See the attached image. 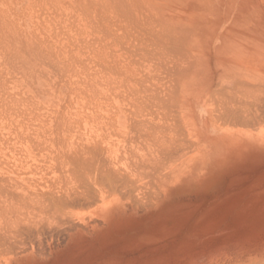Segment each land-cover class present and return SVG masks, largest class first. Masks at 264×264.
<instances>
[{"label": "rangeland", "instance_id": "1", "mask_svg": "<svg viewBox=\"0 0 264 264\" xmlns=\"http://www.w3.org/2000/svg\"><path fill=\"white\" fill-rule=\"evenodd\" d=\"M145 1L0 0V208L26 184L72 200L55 222L1 208L0 264H264V104L219 116L264 87V0Z\"/></svg>", "mask_w": 264, "mask_h": 264}, {"label": "bare ground", "instance_id": "2", "mask_svg": "<svg viewBox=\"0 0 264 264\" xmlns=\"http://www.w3.org/2000/svg\"><path fill=\"white\" fill-rule=\"evenodd\" d=\"M144 1H145V0H144ZM151 1H153V0H151ZM154 1H155V0H154ZM154 1H153V2H154ZM160 1H161V0H160ZM175 1H176V0H174L173 2H175ZM180 1H181V0H179V2H180ZM203 1H204V0H203ZM203 1H202V2H203ZM126 2H127V1H126ZM145 2H146V1H145ZM147 2L152 4V2H149L148 0H147ZM164 2H165V1H164ZM179 2L177 3L176 6H178V4H180ZM184 2H185V1H184ZM184 2H183V3H184ZM231 2H232V1H231ZM120 4H121V3H120ZM120 4H119V5H120ZM151 4H149V5H151ZM172 4L174 5V3H172ZM181 4H182V1H181ZM123 5H124L123 8H124L125 6H128L127 4H126V5L123 4ZM143 5H145V3H144ZM153 5H155V8H156V6H159V5H161V4H160V2H159V5H158V1H157V3L155 2V4H153ZM230 5H231V4H230ZM120 6H122V5H120ZM129 6H130V5H129ZM147 6H148V4H147ZM151 6H152V5H151ZM180 6H182V5H180ZM180 6H179V7H180ZM183 6L185 7V5H183ZM232 6H233V5H232ZM148 7H149V6H148ZM152 7H153V6H152ZM152 7H151V8H152ZM159 7H160V6H159ZM159 7H157L156 9H158ZM141 8H142V7H141V5H140V10H143L142 12H145V10H146V11H148V12L150 11V13H152V12H151L152 10H149V9H151V8H149L148 10L145 9V7H144L143 9H141ZM160 8H161V10H163L162 7H160ZM171 8H172V7H171ZM171 8H170V9H171ZM185 8H186V7H185ZM106 9H107V8H106ZM130 9H131V8H130ZM156 9L153 8L154 11H155ZM172 9H173V8H172ZM204 9H205V8H204ZM242 9H243V8H242ZM135 10H136L137 12L139 11V9H138V10L135 9ZM161 10H160V11L156 10V12L158 11V12L160 13V12H162ZM176 10H177V8H176ZM179 11H180V10H179ZM208 11H209V10H208ZM226 11H227V10H226ZM112 12H113V10H112ZM148 12H147V13H148ZM172 12H174V11L172 10ZM172 12H171V13H172ZM238 12H239V11H238ZM138 13H141V11L138 12ZM138 13H137V16H138ZM150 13H149V14H150ZM159 13H158V14H159ZM162 13H163V12H162ZM183 13H184V12H183ZM183 13H181V11H180L179 13H175V14H181V15H182ZM185 13H187V12H185ZM213 13H214V12H213ZM215 13H216V12H215ZM241 13H242V11H241ZM241 13H239V14H241ZM149 14H147L146 16H148ZM154 14H155V12H154ZM158 14H157V15H158ZM134 15H135V14H134ZM141 15H142V13H141ZM214 15H215V14H214ZM223 15H224V13H223ZM225 15H226V13H225ZM241 15H244V13L241 14ZM88 16H89V15H88ZM151 16H152V15H151ZM155 16H156V14H155ZM158 16H159V15H158ZM160 16H162L161 13H160ZM160 16H159V17H160ZM186 16H187V15H186ZM218 16H220V15H218ZM89 17H90V16H89ZM138 17H139V16H138ZM138 17H137V18H138ZM143 17L145 18V19H144V22H145L146 17L143 16V15H142V18H140L139 20L143 19ZM159 17H156V18H159ZM175 17H176V16H175ZM242 17H243V16H242ZM95 18H96V17H95ZM135 18H136V16L134 17V19H135ZM147 18H148V17H147ZM149 18H150V16H149ZM149 18H148V19H149ZM156 18H155V19H156ZM162 18L164 19L165 16L162 17ZM170 18H171V15H170ZM177 18H178V17H177ZM177 18L175 19V21L177 20ZM224 18H225V16H224ZM228 18H229V17H228ZM236 18H237V17H236ZM238 18H239V17H238ZM88 19H89V18H88ZM93 19H94V18H93ZM97 19L99 20L98 17H97ZM151 19H152V18H151ZM151 19H150V21H151ZM160 19H161V18H160ZM160 19H158V20H160ZM166 19H167V17H166ZM166 19H165V20H166ZM180 19H181V18H180ZM234 19H235V18H234ZM243 19H244V18H243ZM98 20H97V21H98ZM152 20H154V19H152ZM167 20H168V19H167ZM178 20H179V19H178ZM240 20H241V19L239 18V21H240ZM89 21H90V20H89ZM94 21H95V20H94ZM97 21H96V22H97ZM99 21H100V20H99ZM141 21H142V20H141ZM141 21H140V22H141ZM155 21H157V20H155ZM171 21H172V20H171ZM186 21H187V20H186ZM233 21H234V20H233ZM236 21H237V20H236ZM90 22H92V21H90ZM100 22H101V21H100ZM134 22H136V20H135ZM144 22H143V23H144ZM147 22H148V21H147ZM147 22H146V23H147ZM176 22L179 23L180 21H176ZM183 22H184V20H183ZM187 22H188V21H187ZM216 22H217V21H216ZM234 22H235V21H234ZM241 22H242V20H241ZM243 22L245 23V20H244ZM243 22H242V23H243ZM2 23H3V22H2ZM146 23H144V24L147 26L148 23H147V24H146ZM152 23L155 24L154 21H153ZM152 23H151V25H152ZM166 23L168 24L167 21H166ZM169 23H171V22H169ZM172 23H173V22H172ZM180 23H181V22H180ZM180 23H179V24H180ZM185 23H186V22H185ZM189 23H190V22H189ZM205 23H206V22H205ZM218 23H220V22H218ZM232 23H233V22H232ZM238 23H240V22H238ZM242 23H240V24H242ZM244 23H243V25H241V26H240V24L238 25V26H240V27H239L240 30H241V29L243 30V27L248 25V24L245 25L246 23H245V24H244ZM136 24H138V23H136ZM139 24H141V23H139ZM149 24H150V22H149ZM149 24H148V25H149ZM161 24H162V23H161ZM167 24H166V26H168V27L170 28L171 26H169V24H168V25H167ZM182 24H183V23H182ZM187 24H188V23H187ZM201 24H203V23H201ZM209 24H210V23H209ZM215 24H216V23H215ZM93 25H94V24H93ZM96 25H97V24H96ZM96 25H95V26H96ZM164 25H165V24H164ZM188 25H189V24H188ZM190 25H191V23H190ZM211 25H212V24H211ZM216 25H217V24H216ZM230 25H231V24H230ZM236 25H237V24H236ZM1 26H2V24H1ZM99 26H101V25H99ZM99 26H98V27H99ZM152 26L155 27L154 25H152ZM152 26H151V27H152ZM156 26H158V28H159L160 25L157 24ZM161 26H163V25H161ZM172 26H173V25H172ZM181 26H182V25H181ZM202 26H203V25H202ZM212 26H214V25H212ZM212 26H211V28H213ZM232 26H233V24H232ZM242 26H243V27H242ZM249 26H250V25H249ZM256 26H257V25H256ZM259 26H260V25H259ZM168 27H167V28H168ZM241 27H242V28H241ZM252 27H254V26H252ZM257 27H258V26H257ZM1 28H3V26H2ZM145 28H146V27H145ZM156 28H157V27H156ZM156 28H155V29H156ZM158 28H157V31L160 29V28H159V29H158ZM169 28H168V29H169ZM171 28H172V27H171ZM171 28H170V29H171ZM192 28H193V27H192ZM209 28H210V25H209ZM245 28L247 29V27H245ZM245 28H244V29H245ZM153 29H154V28H153ZM207 29H208V27H207ZM214 29H215V27H214ZM220 29H221V28H220ZM236 29H237V28H236ZM246 29H245V30H246ZM260 29H261V26H260ZM209 30H210V29H209ZM209 30H208V31H209ZM216 30H217V29H216ZM249 30H250V29H249ZM249 30H248V31H249ZM5 31H6V30H5ZM153 31H154V30H153ZM157 31H155V32L157 33ZM193 31H194V30H193ZM212 31H213V29H212ZM212 31H211V32H212ZM233 31H234V30H233ZM263 31H264V30H263ZM159 32H160V31H159ZM168 32H169V30H168ZM171 32H172V31H171ZM211 32H210V33H211ZM225 32H226V31H225ZM228 32H229V31H228ZM240 32H241V31H240ZM173 33H174V31H173ZM193 33H194V32H193ZM205 33H206V32H205ZM238 33H239V32H238ZM249 33H250V32H249ZM258 33H259V32H258ZM5 34H6V33H5ZM17 34H18V33H17ZM158 34H159V33H158ZM160 34H161V32H160ZM168 34L170 35V33H168ZM171 34H172V33H171ZM200 34H201V33H200ZM240 34H242V33H240ZM2 35H3V34H2ZM155 35H156V34H155ZM165 35H166V34H165ZM190 35H191V33H190ZM193 35H194V34H193ZM205 35H206V37H207V34H205ZM212 35H213V32H212ZM225 35H226V34H225ZM234 35H236V34H234ZM242 35H243V34H242ZM255 35H257V34H255ZM167 36H168V35H167ZM170 36H171V35H170ZM172 36H173V35H172ZM209 36H210V35H209ZM221 36H222V35H221ZM231 36H232V34H231ZM247 36H248V35H247ZM249 36H250V35H249ZM3 37H4V36H3ZM9 37H11V36H9ZM174 37H175V36H174ZM225 37H226V39H228L227 35H226ZM225 37H223V38H225ZM232 37H233V36H232ZM234 37H236V36H234ZM164 38H165V37H164ZM175 38H176V37H175ZM187 38H188V37H187ZM230 38H231V37H230ZM230 38H229V40H230ZM5 39H6V37H5ZM5 39H4V40H5ZM8 39H9V38H8ZM153 39H154V38H153ZM194 39H195V37H194ZM194 39H193V40H194ZM241 39H242V38H241ZM252 39H253V38H252ZM254 39H255V38H254ZM6 40H7V39H6ZM6 40H5V41H6ZM10 40H11V38H10ZM196 40H198V39H196ZM229 40H228V41H229ZM232 40H234V38H233ZM5 41H4V42H5ZM7 41H8V40H7ZM155 41H156V39H155ZM187 41H188V40H187ZM256 41H257V39H256ZM256 41H255V43H256ZM9 42H10V41H9ZM190 42L193 43V41H190ZM195 42H196V41H195ZM195 42H194V44L197 45V44H196L197 42H196V43H195ZM221 42H222V41H221ZM223 42H224L223 44L226 43L225 39H224ZM230 42H231V41H230ZM232 42H233V41H232ZM5 43H6V42H5ZM24 43H25V42H24ZM187 43H188V42H187ZM204 43H205V42H204ZM212 43H213V42H212ZM255 43H254V44H255ZM258 43H259V42H258ZM258 43H256V45H257ZM3 44H4V43H3ZM8 44H9V43H8ZM10 44L12 45L11 42H10ZM198 44H199V42H198ZM226 44H228V42H227ZM200 45H201V44H200ZM213 45H214V44H213ZM221 45H222V44H221ZM228 45H229V44H228ZM228 45H226V47H228ZM230 45H231V44H230ZM230 45H229V46H230ZM232 45H233V44H232ZM232 45H231V46H232ZM240 45H241V44H240ZM262 45H263V43H262ZM1 46H3V45H1ZM5 46H7V45H5ZM193 46H194V45H193ZM193 46H192V47H193ZM234 46H235V45H234ZM241 46H242V45H241ZM241 46H240V47H241ZM30 47H31V46H30ZM187 47H188V46H187ZM189 47H191V46H189ZM195 47H196V46H195ZM205 47H206V45H205ZM207 47H208V46H207ZM210 47H212V46H210ZM222 47H223V46H222ZM235 47H236V46H235ZM235 47H234V50H235ZM258 47H259V44H258ZM11 48H12V47H11ZM230 48H231V47H230ZM230 48H229V49H230ZM263 48H264V47H263ZM4 49H5V48H4ZM7 49H8V48H7ZM15 49H16V48H15ZM27 49H28V47H27ZM29 49H30V48H29ZM209 49H210V48H209ZM237 49H238V47H237ZM239 49H241V48H239ZM18 50H20V49L18 48ZM186 50H187V49H186ZM196 50H197V48H196ZM214 50H216L215 53L217 54V49L214 48ZM219 50H220V49H219ZM230 50H231V49H230ZM232 50H233V49H232ZM234 50H233V51H234ZM9 51H10V49H9ZM9 51H8V52H9ZM208 51H209V50H208ZM223 51H224V50H223ZM223 51H222V52H223ZM225 51H226V50H225ZM227 51H229V50H227ZM194 52H195V51H194ZM206 52H207V51H206ZM210 52H211V51H210ZM238 52H239V50H238ZM255 52H256L255 54L259 53V51L257 52V50H255ZM140 53H141V52H140ZM187 53H188V52H187ZM192 53H193V51H192ZM219 53H220V52H219ZM223 53H224V52H223ZM228 53H229V52H228ZM230 53H231V51H230ZM240 53L242 54L241 51H240ZM6 54L8 55L7 51H6ZM233 54L235 55V53H233ZM233 54H232V56H233ZM259 54H260V53H259ZM217 55H218V54H217ZM244 55H245V54H244ZM247 55H248V54H247ZM251 55H252V54H251ZM187 56H188V55H187ZM192 56H193V55H192ZM195 56H196V55H195ZM213 56H214V55H213ZM237 56H238V55H237ZM239 56H240V54H239ZM239 56H238V57H239ZM245 56H246V55H245ZM257 56H258V54H257ZM261 56H262V54H261ZM261 56H259V58L264 59V58H263L264 56H263V57H261ZM235 57H236V56H235ZM30 58H31V56H30ZM180 58H182V57H180ZM180 58H179V59H180ZM184 58H185V57H184ZM236 58H237V57H236ZM10 59H11V58H10ZM10 59H9V61H10ZM13 59H14V58H13ZM41 59H42V58H41ZM201 59H202V58H201ZM204 59H205V58H204ZM210 59H211V58H210ZM212 59H213V58H212ZM184 60H186V59H184ZM214 60H215V59H214ZM218 60H219V59H218ZM188 61H189V60H188ZM211 61H212V60H211ZM216 61H217V60H216ZM172 62H173V61H172ZM196 62H197V61H196ZM254 62H255V61H254ZM163 63H164V62H163ZM217 63H218V62H217ZM217 63H216V64H217ZM51 64H53V63H51ZM161 64H162V63H161ZM187 64H188V63H187ZM214 64H215V63H214ZM216 64H215V67L218 66V65H216ZM219 65H220V60H219ZM230 65H231V63H230L228 66H230ZM251 65H252V64H251ZM156 66H157V65H156ZM211 66H212V65H211ZM213 66H214V65H213ZM224 66H225V65H224ZM233 66H234V65H233ZM241 66H242V65H241ZM253 66H254V65H253ZM255 66H256V65H255ZM225 67H226V66H225ZM230 67H231V66H230ZM242 67H243V66H242ZM165 68H166V67H165ZM201 68H202V67H201ZM208 68H209V67H208ZM234 68H235V69H234ZM243 68H244V67H243ZM249 68H251V67H249ZM61 69H62V68H61ZM224 69H225V68H224ZM224 69H223L222 71H224ZM232 69H234V72H235L236 67L234 66V67H232ZM237 69H238V71H239V68H237ZM245 69H246V68H245ZM245 69H244V70H245ZM174 70H176V69L174 68ZM216 70H217V69H216ZM226 70H227V71H226ZM229 70H230V69H229ZM229 70H228V68L225 69V72H226L225 75L227 74V72H228ZM248 70H249V69H248ZM250 70H252V69H250ZM255 70H256V69H255ZM210 71H211V70H210ZM222 71H220V72H219L220 75H217V76H219L220 79H221V77H222V79L225 80V81H224V80H222V81L220 80V81L223 83V86L226 87V84L224 85V83H226V81H227L228 86H229V82H228V81L232 82V79L229 80L228 78H226L228 74H227L226 76H224V77L221 76V74H223V73H221ZM230 71H231L232 73L229 72L231 75L229 74L228 76H229V77L233 76V77H231V78L234 79V78H235V73H234V75H232V74H233V71H232V70H230ZM236 71H237V70H236ZM246 71H247V69H246ZM252 71H254V70H252ZM257 71H259V70L257 69ZM204 72L207 73L206 71H204ZM212 72H213V71H212ZM249 73H250V72H249ZM252 73H258V72L255 71V72H252ZM165 74H166V73H165ZM211 74H212V73H211ZM237 74H238V72H237ZM259 74H260V73H259ZM259 74H257V75L260 77ZM177 75H178V74H177ZM205 75H206V74H205ZM213 75H214V74H213ZM213 75H212V76H213ZM223 75H224V74H223ZM239 75H240V76H239ZM239 75H237V78L239 77V80H237V78H236L235 82L233 81V82H234V85H235V86H233L234 88L230 87L231 84H230V86H229V87L232 89V90H231L232 92H233L234 89H235L236 91H238L239 88H242V87L245 88V86L240 87V85H244V84H241V82H242V80H240V77H241V75H242L241 72H240ZM255 75H256V74H255ZM157 76H158V75H157ZM164 76H165V75H164ZM164 76H163V77H164ZM242 76H243V75H242ZM250 76H251V74H250ZM32 77H33V76H32ZM210 77H211V76H210ZM210 77H208V78L211 79V81L213 82V78H212V77L210 78ZM255 77H256V76H255ZM255 77H253V78H255ZM259 77H258V78H259ZM261 77H262V76H261ZM225 78H226V79H225ZM263 78H264V76H263ZM256 79H257V78H256ZM196 80H197V79H196ZM207 80H208V79H207ZM218 80H219V78H218ZM251 80H253V79H251ZM251 80H250V81H251ZM257 80L260 81L259 79H257ZM261 80H263V79H261ZM33 81H34V80H33ZM80 81H81V80H80ZM215 81H216V80H215ZM236 81H237V82H236ZM238 81H239V82L241 81L239 86H237V85L239 84ZM254 81H255V80H254ZM233 82H232V83H233ZM243 82H244V80H243ZM243 82H242V83H243ZM256 82H257V81H256ZM256 82H254V83H256ZM262 82H264V81H261V83H262ZM205 83H206V82H205ZM222 83H220V84H222ZM235 83H237V84H235ZM251 83H252V82H251ZM257 83H259V82H257ZM80 84H81V83H80ZM179 84H180V83H179ZM210 84H211V83H210ZM210 84L207 83L206 85H207V86H210ZM246 84H247V83H246ZM246 84H245V85H246ZM170 85H171V84H170ZM173 85H174V84H173ZM204 85H205V84H204ZM204 85H203V86H204ZM247 85H248V84H247ZM250 85H251V84H249V86H250ZM252 85H253V84H252ZM254 85H255V84H254ZM254 85H253L252 87L256 88V87H257V86H256L257 84L255 85L256 87H255ZM261 85L264 86V83H262ZM219 86H222V85H219ZM223 86H222V87H223ZM249 86H248V87H249ZM199 87H200V86H199ZM229 87H227V88H229ZM235 87H239V88H235ZM258 87H260V86L258 85ZM206 88H207V87H206ZM206 88H204V89H202V90H205ZM246 88H247V87H246ZM246 88L244 89V91H243V88H242L241 90L238 91V94H237L238 97L241 96L242 99H243V97L245 98L244 102H242V101H240V100L237 99L238 102H232V103H230V104H228V99H226V100H224V101H220V100L222 99V97H221V96H220L221 98L218 97V93H219V92H218V91L214 92L215 90L213 91L214 94H215V95H214V94H213V95L216 96V99H217V97L220 98V100H218V101H220V104H221V102L224 103V104L221 105V106H224V107H222L223 109L220 107V108L223 110V112H221V109H220V112H221V115H219L220 117L222 116L224 119H227V118H228V120L231 119V117L234 118V119H237V118H238V119L241 120L240 122H242V120H247V119L249 120V118H253L254 120L257 118V117L254 118V117L251 116L250 109H252L253 106L257 105V104L260 103V102L264 104V97L261 96V95H262V92H261V94H260V92H259V90H260V91H261V90L263 91V90H264V87L261 86L260 89H259V88H256V89L253 88L254 90L252 89V91H251V87H249V88H250V92H249V90H248L249 88H248V89H246ZM170 89H171V88H170ZM257 89H259V90H257ZM36 90H37V89H36ZM55 90H56V89H55ZM202 90H201V91H202ZM207 90H208V88H207ZM218 90H219V89H218ZM247 90H248V91H247ZM256 90H257V91H256ZM42 91H43V90H42ZM201 91H200V92H201ZM240 91H241V92H240ZM254 91H256L257 93L259 92V93L257 94V93L254 92ZM44 92H45V90H44ZM206 92H207V91H206ZM213 92H212V93H213ZM227 92H228V91H227ZM232 92H231V93H232ZM242 92L244 93V96H242V95H243ZM246 92L249 93L250 95H252V96H250L251 98L254 96V98H255L256 100H255L254 98H252L251 100L254 99L255 102H253L254 100H253V101L250 100V102H249L248 100L246 101V98H247V99H248V98L250 99V97H248L249 94H247ZM212 93H211V94H212ZM245 93H246L247 95H245ZM253 93H255V94H253ZM263 93H264V91H263ZM156 94H157V93H156ZM201 94H202V93H201ZM203 94H204V93H203ZM207 94H208V93H207ZM234 94H236V93L234 92ZM239 94H240V95H239ZM241 94H242V95H241ZM256 94H257L258 96H259V94H260V96L258 97ZM145 95H146V94H145ZM213 95H212V96H213ZM220 95H222V93H221ZM255 95H256L258 98L262 97V98H263V102H262V100L260 101V99H262V98L258 99V98L255 97ZM263 95H264V94H263ZM150 96H151V95H150ZM154 96H155V94H154ZM154 96H153V97H154ZM237 96H235V97L237 98ZM146 97H147V96H146ZM225 97H226V96H225ZM157 98H158V95H157ZM214 98H215V97H214ZM223 98H224V97H223ZM233 98H234V97H233ZM239 98H240V97H239ZM10 99H11V98H10ZM257 99H258V100H257ZM147 100H149V99H147ZM151 100H152V98H151ZM158 101H159V100H158ZM174 101H175V100H174ZM207 102H208V101H207ZM225 102H227V103H225ZM251 102H252V103H251ZM146 103H147V102H146ZM157 103H158V102H157ZM261 103H260V104H261ZM208 104H209V103H208ZM226 104H227V105H226ZM252 104H253L252 107L249 106V105H252ZM147 105H148V104H147ZM211 105H212V104H211ZM229 105H230V106H229ZM258 105H259V104H258ZM152 106H153V105H152ZM154 106H155V105H154ZM163 106H164V105H163ZM146 107H147V106H146ZM161 107H162V106H161ZM225 107H226V108H225ZM250 107H251V108H250ZM54 108H55V107H54ZM157 108H158V107H157ZM157 108H156V109H157ZM224 108H225V109H224ZM248 108H250V109H248ZM63 109H64V108H63ZM154 109H155V108H154ZM206 109H207V108H206ZM210 109H213V106H212V108H210ZM218 109H219V108H218ZM207 110L209 111V108H208ZM213 110H214V109H213ZM248 110H249V111H248ZM255 110H256V109H255ZM252 111H254V110H252ZM68 112H69V111H68ZM156 112H157V111H156ZM158 112H159V111H158ZM160 112H161V111H160ZM209 112H210V111H209ZM212 112H213V111H212ZM212 112H211V113H212ZM254 112H256V111H254ZM151 113H152V112H151ZM153 113H155V112H153ZM218 113H219V110H218ZM67 114H68V113H67ZM141 114H142V113H141ZM146 114H148V113H146ZM209 114H210V113H209ZM219 114H220V113H219ZM252 114H253V112H252ZM57 115H58V114H57ZM156 115H157V114H156ZM253 115H256V114L254 113ZM58 116H59V115H58ZM69 117H70V116H69ZM167 117H168V116H167ZM209 117H210V116H209ZM67 118H68V117H67ZM67 118H66V119H67ZM150 118H151V117H150ZM210 118H212V117H210ZM58 119H59V118H58ZM137 119H138V117H137ZM140 119H141V118H140ZM142 119H143V118H142ZM142 119H141V120H142ZM224 119H223V121H224ZM138 120H139V119H138ZM150 120H151V119H150ZM248 120H247V121H248ZM254 120H252V121H254ZM259 120H260V118H259ZM58 121H59V120H58ZM154 121H155V120H154ZM214 121H215V120H214ZM218 121H219V120H218ZM229 121H230V120H229ZM231 121H232V120H231ZM234 121H235V120H234ZM250 121H251V120H250ZM255 121H256V120H255ZM257 121H258V120H257ZM226 122H227V121H226ZM213 123H214V122H213ZM224 123H225V122H224ZM227 123H228V122H227ZM229 123H230V122H229ZM237 123H239V122L237 121ZM244 123H245V122H243V125H244ZM247 123H248V122H247ZM249 123H250V122H249ZM254 123H255V122H254ZM256 123H258V122H256ZM63 124H64V123H63ZM65 124H66V123H65ZM235 124H236V123H235ZM235 124H234V125H235ZM256 125H257V124H256ZM63 126H64V125H63ZM157 126H158V125H157ZM241 126H242V125H241ZM247 126H248V125H247ZM250 126H251V125H250ZM252 126H254V125H252ZM261 126H262V125H261ZM218 127H219V126H218ZM65 128H66V126H65ZM138 128H139V127H138ZM141 128H142V127H141ZM143 128H144V127H143ZM140 130H141V129H140ZM145 130H146V129H145ZM143 132H144V131H143ZM152 132L154 133V131H152ZM15 133H16V132H15ZM146 133H147V132H146ZM140 134H141V133H140ZM155 134H156V133H155ZM141 135H142V134H141ZM160 135H161V134H160ZM164 135H165V134H164ZM76 137H77V136H76ZM179 137H181V136H179ZM150 138H152V136H150ZM63 139H64V138H63ZM60 140H61V139H60ZM166 140H167V139H166ZM58 141H59V140H58ZM58 141H57V142H58ZM73 141H74V140H73ZM75 141H76V140H75ZM67 142H68V141H67ZM62 143H63V142H62ZM64 144H65V143H64ZM77 144H78V143H77ZM84 146H85V145H84ZM138 146H139V145H138ZM165 146H166V145H165ZM136 148H137V147H136ZM74 149H75V148H74ZM81 149H82V148H81ZM82 151H83V150H82ZM180 151H181V150H180ZM180 151H179V152H180ZM79 152H80V151H79ZM79 152H78V153H79ZM150 152H151V151H150ZM78 153H77V154H78ZM80 153H81V152H80ZM146 153H147V152H146ZM77 154H76V155H77ZM144 154H145V152H144ZM156 154H157V153H156ZM191 154H192V153H191ZM191 154H190V155H191ZM76 155H75V156H76ZM145 155H146V154H145ZM201 155H202V154H201ZM122 156H123V155H122ZM173 156H174V155H173ZM77 157H79V156L77 155ZM125 157H127V156H125ZM112 158H113V157H112ZM135 158H136V157H135ZM181 158H182V157H181ZM181 158H180V160H181ZM187 158H188V157H187ZM187 158H186V160H188ZM191 158H192V157H191ZM189 159H190V157H189ZM85 160H86V159H85ZM81 161H82V158H81ZM132 161L134 162V160H132ZM135 161H136V160H135ZM159 161H160V160H159ZM175 161H176V160H175ZM178 161H179V159H178ZM181 161H182V160H181ZM201 161H204V160L202 159ZM69 162H70V161H69ZM85 162H86V161H85ZM150 162H152V161H150ZM150 162H149V163H150ZM179 162H180V161H179ZM184 162L186 163L187 161L184 160ZM72 163H73V162H72ZM94 163H95V162H94ZM146 163H147V162H146ZM157 163H158V162H157ZM180 163H181V162H180ZM98 164H99V165H102V164H100V162H99ZM176 164H179V163H176ZM75 165H76V164H75ZM152 165H153V164H152ZM158 165L160 166L161 164L158 163ZM158 165H157V166H158ZM179 165H181V164H179ZM89 166H90V165H89ZM97 166H98V165H97ZM97 166H96V167H97ZM111 166H112V165H111ZM155 166H156V164H155ZM159 166H158V167H159ZM162 166H164V165L162 164ZM177 166H178V165H177ZM182 166H184V164H182ZM182 166H181V167H182ZM70 167H71V165H70ZM86 167H88V166H86ZM101 167H102V166H101ZM101 167H100V168H101ZM104 167H105V166H104ZM147 167H148V166H147ZM149 167H150V166H149ZM88 168L91 169L90 167H88ZM88 168H87V169H88ZM100 168H99V166H98V168H97L96 170H98V169H100ZM102 168H103V167H102ZM105 168H106V167H105ZM112 168H113V167H112ZM128 168H130V167H128ZM178 168H179V167H178ZM63 169H64V168H63ZM63 169H62V170H63ZM75 169H76V168H75ZM93 169H94V168H93ZM113 169H114V168H113ZM158 169H159V168H158ZM165 169L167 170V167H165ZM60 170H61V169H60ZM64 170H66V169H64ZM64 170H63V174L66 175L65 172H64ZM91 170H92V169H91ZM102 170H104V171H102ZM102 170H100V171H98V172H100V173H104V174L106 173L105 175H107V173H108V172H106L107 170H105V169H102ZM133 170H134V169H133ZM133 170H132V171H133ZM89 171H90V170H89ZM101 171H102V172H101ZM115 171H116V170H115ZM130 171H131V170H129V172H130ZM132 171H131V172H132ZM151 171H152V170H151ZM151 171H150V172H151ZM159 171H160V170H159ZM159 171H158V172H159ZM69 172H70V171H69ZM72 172H73V171H72ZM74 172H75V171H74ZM74 172H73V175H75ZM126 172H127V170H126ZM135 172H136V170H135ZM148 172H149V171H148ZM66 173H67V170H66ZM95 173H96V172H95ZM95 173H94V174H95ZM115 173H119V172H115ZM57 174H58V173H57ZM88 174H89V173H88ZM92 174H93V173H92ZM96 174H97V173H96ZM96 174L93 175V178H92V179L94 180V183H95V184H98V186H100L101 181H103L102 176H103L104 174H103V175H100V177L97 176L98 174H97V175H96ZM108 174H109V173H108ZM123 174H124V173H123ZM126 174H129V173H126ZM135 174H136V173H135ZM151 174H152V173H151ZM158 174H160V173H158ZM158 174H157V175H158ZM70 175H71V173H70ZM105 175H104V176H105ZM124 175H125V174H124ZM129 175H130V174H129ZM131 175H132V173H131ZM137 175H138V174H137ZM139 175H141V174H139ZM147 175H148V174H147ZM116 176H117V175H116ZM60 177H61V176H60ZM66 177H68V175H66ZM71 177H72V175H71ZM118 177H119V176H118ZM123 177H124V176H123ZM138 177H139V176H138ZM52 178H53V177H52ZM54 178H55V177H54ZM62 178L65 179L64 177H62ZM73 178H74V176H73ZM73 178H72L71 181H69V183H71L72 181H74ZM103 178H104V180H105L106 177H103ZM126 178H127V176H126ZM134 178H136V177H134ZM140 178H142V176H140L139 179H140ZM149 178H150V177H149ZM169 178H170V177H169ZM60 179H61V178H60ZM68 179H70V178L68 177ZM107 179H108V175H107ZM107 179H106V180H107ZM110 179H111V178H110ZM113 179H114V178H113ZM120 179H121V178H120ZM131 179H132V178H131ZM143 179H145V178H143ZM54 180H55V179H54ZM65 180H66V179H65ZM93 180H92V181H93ZM114 180H115V179H114ZM124 180H125V179H124ZM141 180H142V179H141ZM141 180H140V182H141ZM175 180H176V179H175ZM67 181H68V180H67ZM118 181H119V180H118ZM118 181H117V182H118ZM128 181H130V180H128ZM132 181H133V180H132ZM145 181H146V179H145ZM151 181H152V180H151ZM56 182H57V181H56ZM58 182H59V181H58ZM62 182H63V181H62ZM111 182L113 183V181H111ZM122 182H124V181H122ZM130 182H131V181H130ZM130 182H129V183H130ZM135 182H136V181H135ZM25 183H26V182H25ZM27 183H28V182H27ZM30 183H31V182H30ZM51 183H52V182H51ZM65 183H67V182L65 181L64 184H65ZM73 183H74V182H73ZM129 183H128V184H129ZM131 183L135 184L134 186H136V183H134V182H131ZM138 183H139V181H138ZM138 183H137V184H138ZM141 183H143V182H141ZM149 183H150V182H149ZM149 183H148V184H149ZM151 183L154 184V181H152ZM28 184H29V183H28ZM32 184H33V183H32ZM53 184H54V182H53ZM53 184H52V186H53ZM55 184H56V183H55ZM58 184H59V183H57V185H58ZM64 184H62V185L60 184V185L63 187ZM102 184H103V183H102ZM110 184H111V183H110ZM115 184H117V183H115ZM119 184H120V183H119ZM124 184H125V183H124ZM146 184H147V183H146ZM26 185H27V184H26ZM26 185L24 186L25 188L20 186L22 189H21L19 192L16 191V192H15V193H16L15 195H14V194H13V195H10V194H8L7 191L4 193V194H5V201H6V203L3 205L4 207H1V208L5 209V210H7V211H5V210L3 211V209L1 210V208H0V210H1L0 212L3 211L2 213L4 214V212L6 213V212H8V211L13 212V213H16V212H19V211H22V210L24 211V209L26 210V212H28L29 210H30L31 212H32V210H33V211L36 210V211L33 212V214H32L31 212H28V213H30V214H32V215H34V216H37V217L39 216V218H41V219L38 218L39 221H41L42 218H44V219H47V221H49V222H50V220H51V221L54 220V222H55V220L57 221V219H59V215H62V214L68 215V214H69V211H68L69 209H68V208H69L70 205H71L69 202L72 201V200L69 199L70 201L67 202L68 197H67V199H66L65 195H66L68 192H67L66 190H65L66 193H63V195H61L60 192H59L60 194H59V193H56L57 195H56V194L54 195V193H53L54 189H53L52 191H50V192H52V193L49 192L48 194H46V191H45V190H44L45 192H43V191L40 190L42 193H41L40 191H39V193H38V192L35 191V187H32V188H30V189H29V187H28V189H27V186H26ZM48 185H50V184H48ZM48 185H47V186H48ZM57 185H55V187H56ZM71 185H72V184H71ZM112 185H113V184H112ZM141 185H142V184H141ZM50 186H51V185H50ZM61 186H60V187H61ZM65 186H66V185H65ZM103 186H104V185H103ZM106 186H108V185H106ZM114 186H115V185H114ZM114 186H111V185H110L109 187H112V189H113ZM121 186H122V185H121ZM129 186H130V185H129ZM144 186H145V185H144ZM147 186H148V185H147ZM57 187H58V186H57ZM71 187H72V186H71ZM93 187H94V186H93ZM115 187H116V186H115ZM118 187H120V186H118ZM123 187H124V186H123ZM152 187H154V186H152ZM152 187H151V189H152ZM155 187H156V186H155ZM49 188H50V187H49ZM51 188H52V187H51ZM83 188H84V186H83ZM116 188H117V187H116ZM127 188H128V187H127ZM130 188H132V187L130 186ZM138 188H139V187L137 186L135 189H138ZM147 188H148V187H147ZM18 189H19V188H18ZM43 189H44V188H43ZM45 189H46V188H45ZM56 189H57V188H56ZM59 189H60V188H59ZM64 189H65V188H64ZM73 189H75V188H73ZM94 189H95V187H94ZM114 189H115V188H114ZM119 189H120V188H119ZM144 189H145V187H144ZM82 190H83V189H82ZM85 190H86V188H85ZM116 190H117V189H116ZM126 190H127V189H126ZM56 191H57V190H56ZM56 191H55V192H56ZM60 191H62V190H60ZM75 191H76V190H75ZM111 191H112V190H111ZM130 191H131V190H130ZM136 191H138V190H136ZM139 191H140V190H139ZM139 191H138L137 193H140V192H141V191H140V192H139ZM143 191H144V190H143ZM146 191H147V190H146ZM79 192H82V191L80 190V191H78V193H79ZM88 192H89V191H88ZM90 192H91V191H90ZM90 192H89V193H90ZM126 192H127V191H126ZM128 193H129V192H128ZM144 193H146V192H143V194H144ZM58 194H59V195H58ZM83 194H84V192H83ZM92 194H95V193H92ZM104 194H105V193H104ZM106 194H107V193H106ZM141 194H142V192H141ZM69 195H70V194H69ZM77 195H79V194H77ZM80 195H81V194H80ZM136 195H137V194H136ZM152 195H153V194H152ZM3 196H4V195H3ZM66 196H67V195H66ZM86 196H87V195H86ZM98 196H99V195H98ZM142 196H143V195H142ZM64 197H65V198H64ZM84 197H85V196H84ZM74 198H75V196H74ZM80 198H81V197H80ZM138 198H140V197H138ZM147 198H148V197H147ZM87 200H88V199H87ZM87 200H86V201H87ZM148 200H149V199H148ZM89 201H90V200H89ZM3 202H4V201H3ZM3 202H2V203H3ZM66 202H67V204H68L69 206H66V205H65ZM74 202H75V201H74ZM76 202H77V201H76ZM141 202H142V201H141ZM149 202H150V201H149ZM80 203H82V201H81ZM86 203H88V202H86ZM142 204H143V203H142ZM145 204H146V203H145ZM33 206H34V207H35V206H36V207L38 206V208H39V209L37 208V209H38V212H37V209H33V208H34ZM47 206H48V207H47ZM51 206H52V207L54 206V207H53V212H52V207H51ZM72 206H73V204H72ZM27 207H28V208H27ZM30 207H33V208L31 209ZM36 207H35V208H36ZM46 207H47V208H50V207H51V208H50V212L48 211V212H49V215L43 214L44 212H46L43 208H46ZM67 207H68V208H67ZM27 209H28V211H27ZM65 209H68V210L66 211ZM48 210H49V209H48ZM36 213H37V215H36ZM40 213H41V215H38V214H40ZM50 213L52 214V216L50 215ZM0 214H1V213H0ZM53 214H54V215L59 214V215L57 216L58 218L55 216L56 218L54 217L55 219L52 220V218H53V216H54ZM1 215H2V214H1ZM42 215H43V217H42ZM44 215H46V217H45ZM34 216H33V218H36V217H34ZM11 218H12V217H9V219L5 221V224H7L8 226H9V225H10V226H11V225H12V226L14 225V220H12ZM33 218H32V216H31V219H33ZM52 223H53V222H52ZM15 228H16V227L14 226V229H15ZM0 236H1V235H0ZM0 239H1V245L3 246L4 244H2V243H3L2 241H4V239L2 240V237H0ZM4 243L6 244L7 241L5 240ZM1 245H0V246H1ZM5 247H9V245H8V246L5 245ZM5 247H4V248H5ZM2 248H3V247H2ZM2 248H0V249H2ZM4 248H3V249H4ZM7 249H8V248H7ZM0 251H1V250H0ZM5 251H6V250H5ZM2 252H3V250H2Z\"/></svg>", "mask_w": 264, "mask_h": 264}]
</instances>
